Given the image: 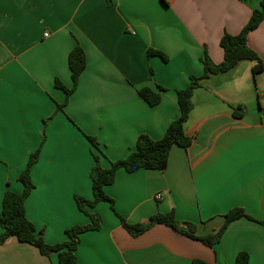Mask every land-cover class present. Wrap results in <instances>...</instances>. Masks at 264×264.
Returning a JSON list of instances; mask_svg holds the SVG:
<instances>
[{
	"label": "crops",
	"instance_id": "obj_1",
	"mask_svg": "<svg viewBox=\"0 0 264 264\" xmlns=\"http://www.w3.org/2000/svg\"><path fill=\"white\" fill-rule=\"evenodd\" d=\"M111 2L0 0V212L7 191L23 192L18 177L40 149L26 214L50 245L66 241L68 228L90 223L75 197L93 199V153L109 168L141 135L162 139L180 116L177 92L203 75L205 56L223 62L221 38L238 35L262 0ZM248 44L264 63V20ZM78 45L86 68L68 97L56 81L72 88L68 60ZM254 65L241 61L201 81L185 126L192 143L175 145L166 169L117 172L105 188L115 211L109 203L94 209L101 229L80 236L79 264H235L240 252L249 264H264V73L254 74ZM145 87L160 93L158 105L140 97ZM235 208L256 221L232 222L212 248L165 225L134 237L120 219L146 223L173 211L203 237ZM0 264L59 263L57 254L43 256L10 238L0 245Z\"/></svg>",
	"mask_w": 264,
	"mask_h": 264
},
{
	"label": "trees",
	"instance_id": "obj_2",
	"mask_svg": "<svg viewBox=\"0 0 264 264\" xmlns=\"http://www.w3.org/2000/svg\"><path fill=\"white\" fill-rule=\"evenodd\" d=\"M111 5V0H107ZM264 20V0L260 8L255 10L247 23L238 35L225 34L220 41V46L224 51V60L218 65H213L208 56L202 60L204 73L201 77L191 76L190 83L186 89L177 92V102L180 108V116L174 120L167 128L164 136L160 140H153L148 135H141L138 138L136 148L129 155L121 160L111 163L109 168H103L100 160L101 156L93 153L94 166L91 170L93 199L88 200L81 196H76V204L80 212L90 219L86 225H75L68 228L65 232L66 241L50 245L46 242L43 232H38L34 224L28 219L26 214V200L35 188L32 181L31 171L38 162L40 149L33 152L27 162L24 171L19 175L18 181L23 185V192L16 194L7 191L0 212V245L4 244L10 238H16L21 243H27L36 247L43 256L49 257L51 254H57L59 264H79L76 252L78 249L80 236L91 231H99L102 225L101 216L94 211L100 203H109L112 210L115 211V202L105 192V188L114 183L117 172L125 170L133 173L141 169L146 170H164L168 166V161L172 148L178 145L188 148L192 140L185 131L186 123L194 109L193 94L200 87L203 79L211 75L225 73L234 68L241 61H251L255 65L252 68L254 74L264 73V63L261 57L248 44L249 34L257 29ZM150 55H159L165 61L164 54L150 50ZM69 68L73 81L72 88H66L60 81H56V86L63 89L67 96H71L76 90L79 79L86 68V54L81 46H76L69 54ZM164 91L163 88H160ZM140 97L150 106H156L161 101V95L149 87L139 90ZM58 109L63 111V106ZM90 142L95 149L99 151V143L95 138L89 137ZM120 217V216H119ZM247 218L254 220L244 209L235 208L225 216L223 226L214 234L199 237L196 235V226L193 223H186L183 227L176 219L173 211L153 215L146 223L129 224L122 217V226L134 237H138L155 225H165L173 230L180 232L187 237L201 241L206 246L212 248L217 245L228 226L240 219ZM264 225V221H260ZM250 256L246 252H240L236 257L235 264H249ZM193 264H208L202 260H195Z\"/></svg>",
	"mask_w": 264,
	"mask_h": 264
},
{
	"label": "built area",
	"instance_id": "obj_3",
	"mask_svg": "<svg viewBox=\"0 0 264 264\" xmlns=\"http://www.w3.org/2000/svg\"><path fill=\"white\" fill-rule=\"evenodd\" d=\"M158 199H160V196L158 195V197H157Z\"/></svg>",
	"mask_w": 264,
	"mask_h": 264
}]
</instances>
